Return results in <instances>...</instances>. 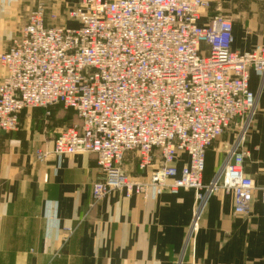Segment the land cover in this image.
Returning <instances> with one entry per match:
<instances>
[{
    "label": "built area",
    "instance_id": "1",
    "mask_svg": "<svg viewBox=\"0 0 264 264\" xmlns=\"http://www.w3.org/2000/svg\"><path fill=\"white\" fill-rule=\"evenodd\" d=\"M209 7L207 0H82L68 13L77 26L68 27L49 26L39 4L0 55V133L17 131L24 110L61 106L77 121L51 154L58 167L68 156H95L101 177L92 207L112 194L192 190L193 237L210 196L231 194L234 213L247 216L259 193L264 218V185L244 171L259 97L250 75L264 82V45L234 52L231 18L200 23ZM233 128L224 164L205 184L206 153ZM131 154L144 176L125 171Z\"/></svg>",
    "mask_w": 264,
    "mask_h": 264
},
{
    "label": "crops",
    "instance_id": "2",
    "mask_svg": "<svg viewBox=\"0 0 264 264\" xmlns=\"http://www.w3.org/2000/svg\"><path fill=\"white\" fill-rule=\"evenodd\" d=\"M40 1L73 8L82 0H0V55ZM207 1L210 7L202 25L218 14L228 16L222 0ZM248 2L256 17L245 21L231 18L232 50L238 53L264 44V0ZM63 24L77 26L67 20ZM4 75L0 65V83ZM255 78L260 81L252 72L250 89L259 93L251 86ZM19 121L17 131L0 133V264H264L259 193L247 216L234 213L231 194L210 196L199 229L190 237L198 205L194 191L160 196L149 191L130 199L112 194L92 207V185L101 177L95 156H68L58 167L51 154L55 138L77 121L75 114L61 106L49 114L36 108L24 110ZM230 143L223 137L208 149L205 184L224 164L225 147ZM247 148L250 157L245 174L262 187L264 121H258ZM38 150L48 155L40 160ZM187 163L184 156L180 168ZM137 166L136 155H128L125 171L144 176Z\"/></svg>",
    "mask_w": 264,
    "mask_h": 264
},
{
    "label": "rangeland",
    "instance_id": "3",
    "mask_svg": "<svg viewBox=\"0 0 264 264\" xmlns=\"http://www.w3.org/2000/svg\"><path fill=\"white\" fill-rule=\"evenodd\" d=\"M248 1L249 0H222V1H220L222 6H224V8L226 10L225 11L226 14L228 15V16H226V15H223V16L232 18L233 20H237V21L251 20L250 18L253 19L254 17H256V15H255V13L253 14L252 11L250 12V9L248 8V5L250 3ZM52 3L53 4H48V3L42 2V1L37 3V6L39 4H42L44 6L46 21L49 24V26L65 25L63 23H65L66 20L68 22H71L69 19L68 13L70 12L71 9L75 8L76 6L73 8H70L71 7L70 5H64V6L59 5V6H57V4L55 2H52ZM60 6H62V10H59ZM33 11L34 10H31L30 12H28L27 21H28V17L30 16V14ZM27 21H26V23H27ZM60 22H61V24H59ZM251 86L255 91H259V97H258L256 117H255V119H254V121L250 127V130L246 136V140H245L246 147H247V143H248L249 138L252 136L254 131H256V129H257L258 121H261V122L264 121V118H263L264 117V82L261 83L257 78H255L254 81L252 82ZM73 113L75 114V112H73ZM75 116H76V114H75ZM237 135H238V132H236L234 130V128L230 129L225 134H223L213 145H215L217 142H219V140L223 137H227L228 140L230 139L232 142L237 137Z\"/></svg>",
    "mask_w": 264,
    "mask_h": 264
},
{
    "label": "trees",
    "instance_id": "4",
    "mask_svg": "<svg viewBox=\"0 0 264 264\" xmlns=\"http://www.w3.org/2000/svg\"><path fill=\"white\" fill-rule=\"evenodd\" d=\"M214 177V176H213Z\"/></svg>",
    "mask_w": 264,
    "mask_h": 264
}]
</instances>
